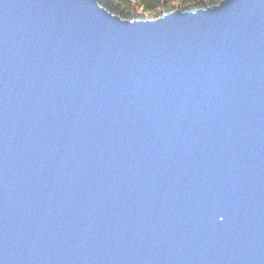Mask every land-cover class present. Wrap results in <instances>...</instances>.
Listing matches in <instances>:
<instances>
[{"label": "water", "instance_id": "1", "mask_svg": "<svg viewBox=\"0 0 264 264\" xmlns=\"http://www.w3.org/2000/svg\"><path fill=\"white\" fill-rule=\"evenodd\" d=\"M0 264H264V0H0Z\"/></svg>", "mask_w": 264, "mask_h": 264}, {"label": "trees", "instance_id": "2", "mask_svg": "<svg viewBox=\"0 0 264 264\" xmlns=\"http://www.w3.org/2000/svg\"><path fill=\"white\" fill-rule=\"evenodd\" d=\"M221 0H97L108 12L126 20L155 19L176 9L194 12ZM168 5V7H165Z\"/></svg>", "mask_w": 264, "mask_h": 264}, {"label": "snow or ice", "instance_id": "3", "mask_svg": "<svg viewBox=\"0 0 264 264\" xmlns=\"http://www.w3.org/2000/svg\"><path fill=\"white\" fill-rule=\"evenodd\" d=\"M165 7H168V5H165Z\"/></svg>", "mask_w": 264, "mask_h": 264}]
</instances>
